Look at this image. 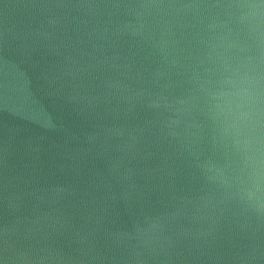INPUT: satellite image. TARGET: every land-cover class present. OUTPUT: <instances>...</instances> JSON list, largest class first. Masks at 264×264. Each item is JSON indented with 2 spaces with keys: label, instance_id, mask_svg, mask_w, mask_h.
Listing matches in <instances>:
<instances>
[{
  "label": "water",
  "instance_id": "1",
  "mask_svg": "<svg viewBox=\"0 0 264 264\" xmlns=\"http://www.w3.org/2000/svg\"><path fill=\"white\" fill-rule=\"evenodd\" d=\"M39 2L0 0V233L18 230L29 264L49 254L57 264H264V230L252 251L228 211L200 247L189 237L153 255L127 238L168 217L176 230L206 228L196 208L212 186L197 164L216 157L160 133L177 117L164 100L154 107L146 98L161 91L150 83L157 49L127 33L101 39L87 17L52 25L32 7ZM126 23L135 20L110 26ZM179 94L163 93L169 104ZM54 188L71 194L54 199ZM33 225L40 231L28 232ZM113 234L125 235L114 242ZM3 248L0 259L13 264Z\"/></svg>",
  "mask_w": 264,
  "mask_h": 264
},
{
  "label": "clouds",
  "instance_id": "2",
  "mask_svg": "<svg viewBox=\"0 0 264 264\" xmlns=\"http://www.w3.org/2000/svg\"><path fill=\"white\" fill-rule=\"evenodd\" d=\"M32 7L54 17L52 25L87 17L96 22L93 31L101 39L127 33L157 49L161 66L150 73V83L161 91L157 99L152 94L146 98L154 107L164 100L177 117L160 133L183 137L194 146V154L207 145L216 157V162L197 164L212 186L196 208L195 218L206 228L176 230V217H168L149 221L127 238L153 255L167 254L189 237L200 247L214 238L228 211L230 222L247 233L246 247L255 251L254 235L264 230V0H40ZM120 16L133 17L135 23L112 28L113 18ZM172 88L180 94L169 104L163 93ZM70 194L65 188L50 192L54 199ZM27 231L40 229L33 225ZM17 234L0 233L3 251L13 252V264H29L16 248ZM124 235L113 234V241ZM59 260L49 254L38 264Z\"/></svg>",
  "mask_w": 264,
  "mask_h": 264
}]
</instances>
